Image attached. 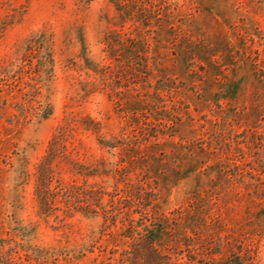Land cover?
I'll list each match as a JSON object with an SVG mask.
<instances>
[{"label":"rangeland","instance_id":"rangeland-1","mask_svg":"<svg viewBox=\"0 0 264 264\" xmlns=\"http://www.w3.org/2000/svg\"><path fill=\"white\" fill-rule=\"evenodd\" d=\"M0 73V264H264V0H0Z\"/></svg>","mask_w":264,"mask_h":264},{"label":"trees","instance_id":"trees-1","mask_svg":"<svg viewBox=\"0 0 264 264\" xmlns=\"http://www.w3.org/2000/svg\"><path fill=\"white\" fill-rule=\"evenodd\" d=\"M84 44V41L82 42ZM38 48L39 53L41 57L37 60L38 64L36 65L37 70H35L37 76L34 77V79H31L27 82H25L26 88L22 89V92H24V102H22L18 106V111L16 115L14 116V119L18 120L19 123H29L32 120H35L39 118V120H47L52 115V110L49 104L42 103V95H41V85L44 84L45 78L44 76L52 77L54 72V56L52 47L50 44V41L47 39L45 35H39L33 40H31L27 47H26V54L25 57H31L32 60L35 59V56L33 54L34 49ZM25 62V61H24ZM33 64V62H31ZM0 78L2 79V82L8 83L4 84L3 87H7L8 90L13 88H16L18 86V83H21V79L8 81L9 79V73H0ZM6 78V79H5ZM10 83V84H9ZM39 104V107H35V105ZM72 122L73 120L67 116L64 118L62 124L58 127V129L55 132V135L53 139L51 140L47 154L44 157L43 165L47 167L52 161L54 157V153L57 150V146L60 145L62 142L63 137H68L70 135V130L72 128ZM90 122V121H89ZM83 127L91 131L95 134H99L98 129L93 127L92 125H89L88 123H82ZM50 175L51 173L46 172L42 184L44 183V186L49 185L50 181ZM146 231L142 235L141 240L143 241L145 247L148 248H155L157 247V243L161 241L162 232L159 229L150 230L148 227H145ZM152 256L157 261L161 259L162 254L157 251L156 249H153ZM239 261H232L231 264H251L247 263H238ZM250 262V261H248Z\"/></svg>","mask_w":264,"mask_h":264}]
</instances>
